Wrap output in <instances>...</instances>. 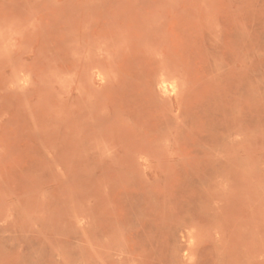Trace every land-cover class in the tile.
Instances as JSON below:
<instances>
[{
    "label": "rangeland",
    "instance_id": "obj_1",
    "mask_svg": "<svg viewBox=\"0 0 264 264\" xmlns=\"http://www.w3.org/2000/svg\"><path fill=\"white\" fill-rule=\"evenodd\" d=\"M0 264H264V0H0Z\"/></svg>",
    "mask_w": 264,
    "mask_h": 264
}]
</instances>
